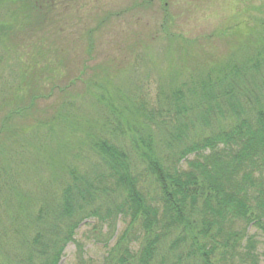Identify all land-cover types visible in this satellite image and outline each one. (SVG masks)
<instances>
[{"label": "trees", "instance_id": "obj_1", "mask_svg": "<svg viewBox=\"0 0 264 264\" xmlns=\"http://www.w3.org/2000/svg\"><path fill=\"white\" fill-rule=\"evenodd\" d=\"M247 32L181 84L101 93L99 128L68 122L85 169L66 166L62 150L43 152L56 121L38 123L48 136L34 139L50 177L26 168L25 137L17 155L2 153L0 264H60L68 245L84 251L76 235L85 223L107 250L98 264H262L264 11Z\"/></svg>", "mask_w": 264, "mask_h": 264}, {"label": "rangeland", "instance_id": "obj_2", "mask_svg": "<svg viewBox=\"0 0 264 264\" xmlns=\"http://www.w3.org/2000/svg\"><path fill=\"white\" fill-rule=\"evenodd\" d=\"M35 1L50 0H0V36L11 47L7 52L0 46V160L2 153L22 151L25 137L26 168L44 178L51 174L34 139L48 131L38 123L56 121L43 152L54 156L62 150L66 166L85 169L89 163L77 159L74 150L81 146L68 122L99 128L105 116L101 93L139 87L154 95L160 87L181 84L194 68L200 72L227 58L264 11V0H56L53 9L46 5L41 12L32 8ZM26 107L25 115L11 114ZM92 227L85 223L76 235L84 251L68 245L60 264L103 260L107 250ZM260 250L264 264L263 244Z\"/></svg>", "mask_w": 264, "mask_h": 264}]
</instances>
